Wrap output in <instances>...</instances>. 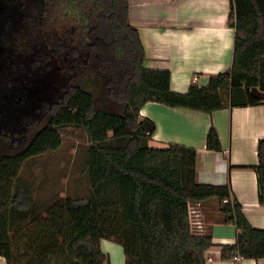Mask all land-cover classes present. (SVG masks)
<instances>
[{
	"label": "trees",
	"instance_id": "16d2710c",
	"mask_svg": "<svg viewBox=\"0 0 264 264\" xmlns=\"http://www.w3.org/2000/svg\"><path fill=\"white\" fill-rule=\"evenodd\" d=\"M58 15L65 26H80L76 45L73 29L61 37L41 31L44 22L55 24ZM2 19L14 22L35 45L45 36L53 61L63 66L68 57L70 73L65 100L23 148L0 158V256L7 264H109L102 240L120 245L126 264H207L205 254L213 241L192 232L189 207L208 200L219 202L224 221L238 232L234 245L222 247L221 259L264 258V230L250 224L230 185L198 183L197 151L173 144L151 147L155 124L140 120L148 102L204 113L264 105V0H231V71L211 77L206 87L193 82L185 94L172 90L169 71L144 67L128 0H0ZM4 26L0 23V29ZM83 58L89 64L79 72ZM90 80L96 93L85 87ZM69 127L90 141V194L61 198L42 214L33 213L29 190L16 189L14 182L26 161L58 150ZM206 147L222 150L214 126ZM258 158L253 169L264 206V140ZM23 215L30 218L25 226L17 222Z\"/></svg>",
	"mask_w": 264,
	"mask_h": 264
},
{
	"label": "crops",
	"instance_id": "0c3cea01",
	"mask_svg": "<svg viewBox=\"0 0 264 264\" xmlns=\"http://www.w3.org/2000/svg\"><path fill=\"white\" fill-rule=\"evenodd\" d=\"M130 24L138 30L144 48V67L171 73V88L185 94L193 82L206 87L213 76L231 71L235 29L229 25L231 0H128ZM155 124L149 145H180L197 151V182L230 185L250 224L264 230V206L259 203L258 144L264 140V105L227 107L213 113L171 108L148 102L140 120ZM219 134L222 150L210 151L206 139L211 127ZM192 232L209 235L213 246L207 264H264L237 257L222 260V247L234 245L238 232L224 221L217 200L190 205ZM109 264H126L122 247L102 240ZM0 264H7L0 256Z\"/></svg>",
	"mask_w": 264,
	"mask_h": 264
},
{
	"label": "rangeland",
	"instance_id": "374dc122",
	"mask_svg": "<svg viewBox=\"0 0 264 264\" xmlns=\"http://www.w3.org/2000/svg\"><path fill=\"white\" fill-rule=\"evenodd\" d=\"M56 19L55 24L49 20V23L44 22L45 26L41 31L46 32L50 37H53L54 33L61 37L68 29H73L72 32L76 34H74L76 45L80 39L78 23L69 22L65 26L61 23L60 15L56 16ZM44 37L29 50L11 47L15 54L19 55V59L15 58L19 63L10 65L5 71L10 96L1 95L3 89L0 83V96L5 99L4 105H0V123L16 127L9 128L13 131L6 127L0 129V158L7 154L5 153L7 151L14 152L23 148L34 137L37 130L46 123L52 109L58 108L66 98L65 84L70 76L65 67L69 63L68 57H65L63 66L57 65L51 57L49 43ZM18 38H22V34H19ZM22 41L24 40H19L20 43ZM88 64L89 59H81L79 72H83L84 65ZM93 77L92 73L88 79ZM11 78L17 82L12 84ZM89 83L85 86L86 89L96 93L93 81L90 80ZM62 136L63 143L58 150L26 161L14 182L16 189L29 190L33 198V209H36L33 213L42 214L61 198H84L90 194L86 168V152L90 145L87 134L69 127L65 129ZM110 144L116 143L111 140ZM18 218L17 222L22 226L30 222V218L25 219L24 215ZM14 232L13 228L12 234Z\"/></svg>",
	"mask_w": 264,
	"mask_h": 264
},
{
	"label": "flooded vegetation",
	"instance_id": "af4514ba",
	"mask_svg": "<svg viewBox=\"0 0 264 264\" xmlns=\"http://www.w3.org/2000/svg\"><path fill=\"white\" fill-rule=\"evenodd\" d=\"M9 1V0H8ZM28 1H33V0H28ZM3 21V22H2ZM0 22L5 23V26L0 29V83L2 85V93L1 95L6 96V94L9 95V86H7V75H5V71H7L12 64H18L19 61L15 60L19 59V55L15 54L14 49L11 47H16L17 49H23V50H29L31 46L33 47L35 44L32 42L33 40L31 38L28 39L24 34H22V38H18L20 31L19 27L15 25L14 22H10L9 19H2ZM19 40H24L21 43ZM17 81L11 78V83L14 84ZM7 95V96H8ZM10 96V95H9ZM3 97V96H2ZM0 96V105H4V97L2 98ZM8 100V99H7ZM9 106V104L7 105ZM8 109V108H7ZM7 111V110H6ZM13 128L16 126H11V125H3L0 123V129L4 128ZM10 131H13V129H9ZM27 138V137H25ZM28 141V140H27ZM20 143L22 144L21 140Z\"/></svg>",
	"mask_w": 264,
	"mask_h": 264
},
{
	"label": "built area",
	"instance_id": "2783aa9c",
	"mask_svg": "<svg viewBox=\"0 0 264 264\" xmlns=\"http://www.w3.org/2000/svg\"><path fill=\"white\" fill-rule=\"evenodd\" d=\"M223 203L226 204V203H229V201H228L227 199H225V200L223 201ZM190 215H191V208L189 207V216H190ZM235 259L237 260L238 258L235 257Z\"/></svg>",
	"mask_w": 264,
	"mask_h": 264
}]
</instances>
